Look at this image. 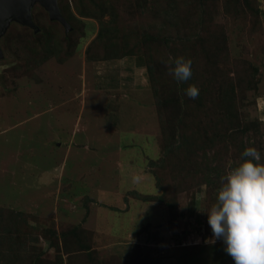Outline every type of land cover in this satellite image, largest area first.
Segmentation results:
<instances>
[{"label":"rangeland","instance_id":"1","mask_svg":"<svg viewBox=\"0 0 264 264\" xmlns=\"http://www.w3.org/2000/svg\"><path fill=\"white\" fill-rule=\"evenodd\" d=\"M57 6L0 37V264H264V0Z\"/></svg>","mask_w":264,"mask_h":264},{"label":"water","instance_id":"2","mask_svg":"<svg viewBox=\"0 0 264 264\" xmlns=\"http://www.w3.org/2000/svg\"><path fill=\"white\" fill-rule=\"evenodd\" d=\"M35 4L47 11L50 20L70 30L58 9L57 0H0V37L11 22L33 27L31 10Z\"/></svg>","mask_w":264,"mask_h":264},{"label":"trees","instance_id":"3","mask_svg":"<svg viewBox=\"0 0 264 264\" xmlns=\"http://www.w3.org/2000/svg\"><path fill=\"white\" fill-rule=\"evenodd\" d=\"M167 101L165 100V103H166Z\"/></svg>","mask_w":264,"mask_h":264}]
</instances>
